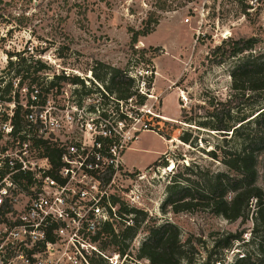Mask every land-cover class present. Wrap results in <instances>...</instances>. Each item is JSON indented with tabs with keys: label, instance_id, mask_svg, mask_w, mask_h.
Returning <instances> with one entry per match:
<instances>
[{
	"label": "rangeland",
	"instance_id": "obj_1",
	"mask_svg": "<svg viewBox=\"0 0 264 264\" xmlns=\"http://www.w3.org/2000/svg\"><path fill=\"white\" fill-rule=\"evenodd\" d=\"M150 13L152 19H158V24L150 34L140 37L133 48L128 28L140 29ZM239 37H256V49L264 50V0H0V71L6 66V53L27 46L46 47L40 56L55 73L63 70L89 79L95 61H102L120 67L135 78L140 93L145 96L143 105L129 99L115 107L114 102L102 98L85 80L86 90L81 95L75 94V85L64 84L60 92L53 91L44 107H28L22 101L23 108H29L33 114L74 115L68 130L76 134H82L87 122L97 128L106 124L128 147L123 151L125 167L135 161V167L151 170L147 180L137 182L142 187L138 204L131 205L119 190L115 191L116 215L112 225L116 231L132 224L135 216L120 213L121 207L142 210L146 218L137 234L126 240L128 257L115 253L109 234L99 235L96 243L104 255L102 264H149L136 258V250L147 236L146 227L164 221L178 226L180 240L185 243L188 257L193 258V262L182 264H199L209 254L213 257L217 252L211 249L213 240L227 232H241L244 240L250 239L254 227L252 211L247 220L229 221L201 206L177 213L161 208L167 185L184 165H198L208 174L225 170L224 164L207 155V151L217 143L226 148L238 146L237 140L222 142L213 131L200 127L197 130L198 126L182 120L206 119L213 103L228 107L229 101L230 104L241 101L238 108L244 109L245 100L239 91L232 90L229 75L242 55H224L222 62L216 63L212 53L214 47L228 38ZM15 88L16 84L12 92ZM232 94L236 97L229 100ZM12 108L13 104L0 102V149L9 141L3 125ZM123 113L125 118H121ZM148 121L152 129L141 132L133 145V136ZM186 130L191 131L194 147L180 139ZM153 132L168 135L166 141L171 142H164ZM163 148L166 151L159 156L160 162L152 164L155 151ZM139 169L132 168L133 179L140 173ZM126 177L123 174L117 177L119 187L126 184L122 181ZM257 184L263 186L261 163H258ZM246 248L242 242H235L224 251V263L239 257Z\"/></svg>",
	"mask_w": 264,
	"mask_h": 264
},
{
	"label": "trees",
	"instance_id": "obj_2",
	"mask_svg": "<svg viewBox=\"0 0 264 264\" xmlns=\"http://www.w3.org/2000/svg\"><path fill=\"white\" fill-rule=\"evenodd\" d=\"M157 24L158 19H152L150 13L140 29L129 27L130 45L134 48L139 38L150 34ZM223 42L212 50L217 58L216 63H221L224 55L227 57L242 55L232 66L229 75L232 90L239 91L245 100L244 109L238 108L241 101L231 104L232 101H229L228 107L213 103L206 119L182 121L198 126L197 130L206 128L213 131L221 137L222 142H227V139L237 140L238 146L233 149L217 143L207 151V155L224 164L225 170L208 174L198 165H184L183 170L174 175V181L167 185V195L161 208L163 210L170 208L172 212L177 213L201 206L229 221L239 218L247 220L252 211L254 227L250 239L244 240L241 232H227L213 240L211 249L217 251L213 253L214 256L209 254L207 259L204 258L199 264H264V96H262L264 50L256 49L258 43L256 37L228 38ZM45 51L46 47L34 49L27 46L23 50L6 53V66L0 71V102L13 104L10 117L12 130L23 126L22 117L30 111L29 108H23L22 101H25L28 107L33 105L44 107L53 91L60 92L64 84L75 85L77 87L74 89L75 94L81 95V91L86 90L87 80L102 98L114 102L115 107L127 103L129 99L135 100L137 105L144 104L145 96L140 93L137 80L120 67L95 61L90 69L92 78L89 79L63 70L55 73L52 66L40 56ZM15 84L16 88L12 92ZM147 86L149 87V84ZM234 97L235 94H232L229 100ZM121 118H125L124 113ZM157 118L155 120L158 122ZM147 124H150V121ZM190 132L186 130L180 139L194 147ZM158 134L167 140L170 138L161 132ZM99 140L108 142V138ZM38 142L41 143L43 154L51 160L53 167H59L61 149L56 143L43 140ZM159 162L158 157L152 164L157 165ZM258 163H261L263 186L257 184ZM119 212L134 214L133 223L116 231L112 223L106 222L92 240L96 242L99 235L105 232L110 235L111 242L115 245V253L119 257H128L130 251L126 240L137 234L146 213L127 207H121ZM146 231L147 236L136 250L137 259H145L149 264L193 262V258L188 257L185 243L180 240L179 228L174 223L169 221L154 223L146 227ZM235 242H242L248 248L241 253V257L235 256L231 262L224 263L225 259L222 257L224 251ZM90 263L102 264L103 258L95 254L90 257Z\"/></svg>",
	"mask_w": 264,
	"mask_h": 264
},
{
	"label": "built area",
	"instance_id": "obj_3",
	"mask_svg": "<svg viewBox=\"0 0 264 264\" xmlns=\"http://www.w3.org/2000/svg\"><path fill=\"white\" fill-rule=\"evenodd\" d=\"M10 117L3 125L9 141L0 149V264H91L92 254L104 256L92 239L116 215L115 191L138 204L137 182L151 170L138 168L130 176L132 168L122 160L127 146L106 124L87 122L76 134L68 130L75 120L70 113L29 111L23 126L12 130ZM142 130H149L146 122ZM39 140L61 149L59 167L43 154ZM122 174L126 184L119 187Z\"/></svg>",
	"mask_w": 264,
	"mask_h": 264
},
{
	"label": "crops",
	"instance_id": "obj_4",
	"mask_svg": "<svg viewBox=\"0 0 264 264\" xmlns=\"http://www.w3.org/2000/svg\"><path fill=\"white\" fill-rule=\"evenodd\" d=\"M146 131H148V130H142V131H140L139 133H138V135H137V138L132 142V144L134 145V144H136L137 143V141H138V137L140 136V133L141 132H146ZM155 135H157L158 137H160L164 142H171L170 140L169 141H166V139H164L161 135H159V134H157V133H155V132H153ZM128 148V147H127ZM166 151V148H163V149H161V150H156L155 151V156H154V160L152 161V163L155 161V160H157L158 159V157L160 156V155H162V154H164V152ZM125 153V152H124ZM123 164L125 165V163H126V158H125V155L123 154ZM138 161V163H142V159H138L137 160ZM135 161H133L130 165L131 166H129L128 168H140V167H135L134 165H135ZM134 166V167H133ZM141 167H144V166H141Z\"/></svg>",
	"mask_w": 264,
	"mask_h": 264
}]
</instances>
